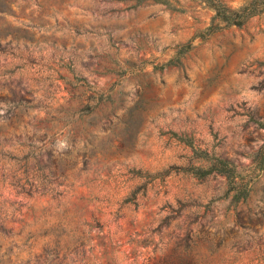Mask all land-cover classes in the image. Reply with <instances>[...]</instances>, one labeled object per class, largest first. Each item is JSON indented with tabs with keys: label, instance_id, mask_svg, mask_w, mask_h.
<instances>
[{
	"label": "rangeland",
	"instance_id": "obj_1",
	"mask_svg": "<svg viewBox=\"0 0 264 264\" xmlns=\"http://www.w3.org/2000/svg\"><path fill=\"white\" fill-rule=\"evenodd\" d=\"M165 1L0 0V264H264V171L236 206L220 176L133 174L264 146V15L208 33Z\"/></svg>",
	"mask_w": 264,
	"mask_h": 264
},
{
	"label": "trees",
	"instance_id": "obj_2",
	"mask_svg": "<svg viewBox=\"0 0 264 264\" xmlns=\"http://www.w3.org/2000/svg\"><path fill=\"white\" fill-rule=\"evenodd\" d=\"M140 2L144 0H139ZM155 3L166 4L165 0H153ZM213 12L214 16L212 18V23L207 29L208 33H213L222 28L228 27H243L246 25L252 18L259 17L264 15V0H247L241 7L238 9H232L226 6L220 0H202ZM8 34L0 35V54L4 57L10 56L5 54L7 47H9L13 42L19 43L20 38L16 35H12V40L6 43H2V40L7 38ZM4 45V46H3ZM14 57V53L11 54ZM16 96L10 105L15 103ZM22 100L20 97L19 102ZM13 102V103H12ZM16 104V103H15ZM183 141V139H179ZM194 160H199L198 158H191L186 167H172L166 171L158 172L155 174L142 172V171H133V174L136 178H139L143 185L139 187L142 189L146 187L149 183L155 181L158 178H166L171 175L175 170L176 173H183L203 181L210 177H223L226 180L228 189L225 194L226 197H231V204L239 205L240 203L246 202L249 199L250 193L252 191L251 183L255 180L256 175L264 171V146L256 154L252 168L248 170L247 173L239 172L236 165L225 158L212 155L211 157L207 156L203 161L199 163L194 162ZM40 162V160L38 161ZM136 196V192L133 194V198ZM131 199L126 200L124 203H129Z\"/></svg>",
	"mask_w": 264,
	"mask_h": 264
}]
</instances>
